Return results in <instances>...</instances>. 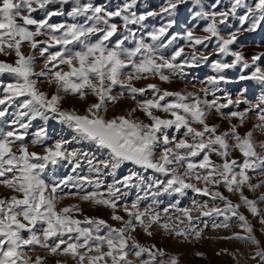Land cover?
<instances>
[{
    "label": "snow or ice",
    "instance_id": "snow-or-ice-1",
    "mask_svg": "<svg viewBox=\"0 0 264 264\" xmlns=\"http://www.w3.org/2000/svg\"><path fill=\"white\" fill-rule=\"evenodd\" d=\"M140 3L0 0V56L15 57L0 59V185L12 193L0 196V264H48L49 256L70 257L74 264H180L178 255L154 243H142L135 235L137 229L151 237L153 229L159 228L190 241L202 239L209 227L229 229L233 223H238L240 231L216 239L253 245L250 258L264 264V246L241 211L246 208L264 226V192L260 191L264 188V140L254 138V133H264V92L252 101L248 88L243 87L234 99L222 87L233 83L228 72L239 68L236 81H254L264 89V51L249 59L233 47L241 32L264 26V0H231L220 10L221 0L210 4L164 0L158 11L138 14ZM186 4L192 6L193 24L172 32L177 10ZM51 5L59 8L49 10ZM39 12L44 15L37 19L34 14ZM65 15L72 22H50ZM151 17H160L163 23L149 26L145 22ZM230 18L238 19L235 30H227ZM197 28L203 34H197ZM180 40L184 43L179 44ZM169 48L172 51L166 55L164 50ZM38 58L43 59L39 71ZM202 65H208L213 74L200 81L189 80V70ZM41 79L54 86L51 94L41 89ZM149 79L165 84L183 79L194 90L187 85L169 90L160 83H134ZM196 83L202 87L197 89ZM116 88L119 94L113 95ZM126 94L135 106L126 115L108 117L109 105ZM89 95L96 100L83 113L62 106L66 96L85 100ZM242 104L246 107L241 109ZM13 106L15 111L10 113ZM137 112L146 119L136 118ZM252 113L256 122L241 133ZM10 114L13 119L9 121ZM213 115L227 121L228 127L221 130L220 122L210 123ZM37 119L43 124L31 133L30 144L42 147L43 152L31 150L26 139ZM50 119L76 135L48 144ZM80 141L95 144L104 151V158L68 147ZM236 151L239 158L233 156ZM126 163L140 171L130 169L117 179V171ZM84 164L87 174H82ZM57 166H70V172L59 176ZM149 170L154 175L146 178L144 173ZM107 176L113 177L111 183L106 182ZM257 177L262 178L253 183ZM132 187L141 188L142 194L129 204L123 189ZM221 187L238 194V201L225 195ZM246 189L259 195L250 198ZM189 192L207 199L193 198L190 206L180 207L176 197ZM164 196L176 199L161 208ZM69 197L111 209L110 219L120 226L85 215L80 203L60 207ZM37 249L47 255L30 254ZM222 253L236 258L228 249L217 255ZM55 264L67 261L56 260Z\"/></svg>",
    "mask_w": 264,
    "mask_h": 264
},
{
    "label": "rangeland",
    "instance_id": "rangeland-1",
    "mask_svg": "<svg viewBox=\"0 0 264 264\" xmlns=\"http://www.w3.org/2000/svg\"><path fill=\"white\" fill-rule=\"evenodd\" d=\"M97 2H105V0H97ZM214 2V0H205L206 4H210ZM249 3H252L253 0H248ZM122 3V0H113V5ZM164 3V0H141L140 5L138 6V14L143 13L148 10H159V7ZM231 3V0H221L220 7L217 10L227 8ZM56 8H59V5H51L49 6V10H55ZM67 9V6H65ZM191 4L181 5L177 13L175 15V19L177 21L174 28L171 30L172 32H182L185 28L191 27L193 24V20L191 19ZM243 10L241 9L238 13L242 14ZM44 13L39 12L34 14V16L37 19L43 18ZM67 20L68 22H72V19L65 16H57L53 17L50 21L51 23H58L61 21ZM116 23L120 24L121 21L119 18H116ZM149 26H158L159 24L163 23V21L160 19V17H151L146 22ZM203 21H200L201 26L203 25ZM136 27V26H132ZM223 27V26H222ZM237 27H239V22L237 18H230L229 24L227 26V30H235ZM247 27V25H245ZM197 34H203L200 30V28L196 29ZM226 34V33H225ZM44 37H41L43 39ZM116 39L115 37L113 38ZM129 44L131 42H128ZM184 41L180 40L179 44H183ZM242 46V47H241ZM234 49L242 50L247 58H251L253 54H256L258 52L264 51V26H261L260 29H258L255 32H241L238 44L233 46ZM55 50V49H53ZM202 50V46H201ZM24 51L27 53L29 51V48L27 45H25ZM165 54L168 55L172 51L171 48L164 50ZM37 57H39V53H36ZM216 58V57H213ZM0 59H7L9 61L14 60L15 57H4L0 56ZM229 61L231 60V57L227 58ZM41 68H43V59L38 58L36 63V70L39 71ZM65 70H67L65 68ZM212 70L208 65H202L199 68L191 69L189 70V80H191L192 77H195L197 81L203 80L206 76L212 75ZM239 74V68L231 70L228 72V76L232 79L233 83L222 85L227 91L231 92L233 95V98L235 99L236 93L239 91L240 88L246 87L248 88L247 97L249 100L255 101L261 92H264V89H262L256 82L254 81H243L238 82L236 81V77ZM4 79H7V77H3ZM137 86H143L147 83H160L161 87L167 88L169 90H182L185 88V85H187L188 90H194L192 87V83H188V81L183 79H177L174 80L171 84H165L158 80H141L136 81ZM42 90L48 91L50 94L55 90L54 86H50L46 81L41 79L40 85ZM202 87L201 84L196 83V88ZM120 89L116 88L113 91V95H118ZM152 96L151 91L147 93V97L150 98ZM145 97L138 96L137 99H143ZM96 98L94 96L89 95L87 99L80 100L76 96H66L64 101L62 102V106L65 108H71L75 107L78 111L81 113L84 112L86 106L88 103L95 102ZM135 106V101L132 100V98L129 95H125V97L121 100H119L115 104H110L107 112L108 117H112L115 115H126L128 110ZM241 109L246 107V105H240ZM15 106L10 109V113H14ZM227 111V110H226ZM160 114V113H157ZM136 118L140 119H146L144 114L142 112H137L134 114ZM13 119V116L10 114L7 117V120ZM210 123H221V130H224L228 127L227 121H219V118L213 115V117L209 121ZM236 121H233L235 123ZM256 122L255 113H252L250 115L249 120L245 123L244 127L240 129L241 133L247 132L249 129L253 127V124ZM43 124L42 120H35L32 122V127L28 130L30 135L27 137V141L30 144L31 141V133L34 132L38 127H40ZM48 125V133L50 139L47 141L48 144H51L53 141L64 138L68 140H72L73 137L76 135L71 129L66 127L65 125L55 121V120H49L47 122ZM10 130V129H9ZM254 138L257 141L264 140V133L256 132L254 133ZM70 149H82L85 152L88 153H95V155L101 159L104 158V151L97 149L96 145L88 142V141H80V142H73L70 145H68ZM30 149L37 151V152H43V148L40 146L33 147L30 144ZM240 153L238 151L233 153V156L236 158L240 157ZM214 160H217L219 162V158L213 155L212 157ZM130 169H134L137 171H140V169L137 166L132 165L131 163H126L121 166V168L117 171L116 178H120L121 176L128 173ZM56 173L59 176H64L70 172V166H57L55 169ZM87 174V165H83V173ZM145 177H151L154 174L151 170L144 173ZM159 176V174H155ZM163 178V177H159ZM262 177H257L253 180V183L258 182V179ZM105 180L107 183H111L113 180L112 176L105 177ZM123 191L127 192V201L130 204L138 194H142L141 188L138 187H132L128 189H123ZM221 191H224V194L229 196L233 201H238V194H232L228 193L223 187H221ZM261 192H264V188L260 189ZM246 194L250 196V198H253L257 195H259V192L252 193L245 190ZM11 190L5 188L4 186L0 185V196H10ZM180 199V207H188L191 205V201L193 198L204 200L207 199V197H200L196 196L195 194L189 192L187 196L185 197H176ZM173 197L164 196L162 199L164 200V204L161 205V208L167 205L170 201H174ZM72 203H80L81 207L84 210V214L88 216H98L101 218H104L108 220L109 223L113 224L116 227L120 226V223L117 221H113L110 219L111 216V209L104 208L101 206L92 205L87 202H80L79 198H66L60 203V207H63L68 204ZM144 204L141 205L143 207ZM261 207H264V205H261ZM241 211L245 213V215L248 216L249 220L254 226L255 234L258 237V239L261 241V246H264V231H261L262 226L257 218H253L252 215L247 211L246 208H242ZM120 215H124L125 219H127V216L123 211L119 212ZM78 218L82 219L83 216L77 214ZM240 231L238 223H233L232 226L229 229H218L213 230L211 227L205 229L204 236L200 240L191 239L190 241H185L183 238L175 237V236H169L167 233H165L162 229L154 228L153 229V235L151 237L147 236L143 233L142 230L137 229V232L135 235L137 238L145 244H156L158 248H162L166 250L170 254H176L180 257V264H237V261H239V264H257V261L252 260L250 257L253 254L254 246L251 244L244 243L239 240H227V239H216V237H226L230 236L233 232ZM221 249H228L229 252H235L236 258L234 259L232 255L228 253H222L221 255H217V252H219ZM197 252L204 253V256H197ZM31 255H47V253L41 251L40 249H37L34 253H30ZM56 260L61 261H67V264H74V261L71 260L70 257H64V256H49L48 257V264H55Z\"/></svg>",
    "mask_w": 264,
    "mask_h": 264
}]
</instances>
